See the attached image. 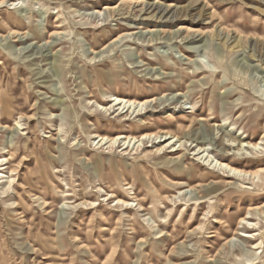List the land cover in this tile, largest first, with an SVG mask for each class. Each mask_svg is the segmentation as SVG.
<instances>
[{"label": "rangeland", "instance_id": "1", "mask_svg": "<svg viewBox=\"0 0 264 264\" xmlns=\"http://www.w3.org/2000/svg\"><path fill=\"white\" fill-rule=\"evenodd\" d=\"M263 137L264 0H0V264H264Z\"/></svg>", "mask_w": 264, "mask_h": 264}, {"label": "bare ground", "instance_id": "2", "mask_svg": "<svg viewBox=\"0 0 264 264\" xmlns=\"http://www.w3.org/2000/svg\"><path fill=\"white\" fill-rule=\"evenodd\" d=\"M150 33V32H149ZM151 34V33H150ZM123 39V37H121V38H119V39H117V40H115L113 43H119V42H121V40ZM103 51H105V49L103 50ZM164 75V74H163ZM111 102H113L114 103V105L115 106H120V109L122 108V111H125L126 110V108H127V112L129 111L130 112V110H133V113H137V115H142V110L143 109H148V108H150L152 105H154V104H156V100H151V101H145V102H137V101H134V100H130V99H124V98H119V97H115V96H110V97H107ZM105 111H107V110H105ZM120 111V110H119ZM123 113V112H122ZM97 138L99 139V141H98V144H101V146H104V145H107V144H110V146H112V147H114V145L116 144V143H122L124 140L125 141H128V142H125L124 143V145L125 146H127V144H128V147H130L131 146V143L132 142H134V145L136 144V143H142V145L144 144V142H147V143H149L150 141H151V143L152 144H159V143H161V142H163V143H165V142H167V141H170V142H168V146H169V148L171 149H173L174 148V151H175V149H176V146H177V143L179 144L181 141H180V139L179 138H177V136L176 135H173V134H170V133H167V132H165V133H161V134H159V135H153V134H144L141 138H135V137H129V136H127V137H125V136H122V135H120V136H118L117 138H113V139H108V138H106V137H102V136H97ZM262 140H264V137H263V139ZM97 144V145H98ZM240 145L242 146L240 149H238L239 150V152H241L242 150H244L245 148H248V149H250L251 151H256V152H258L259 150H260V148H261V146H263V143L261 142V143H259V144H254V145H252V144H247V145H245L244 143H240ZM181 147L183 146V144L182 145H180ZM127 147V148H128ZM198 147V146H197ZM196 147V148H197ZM204 149V147H200V151L201 150H203ZM208 150V149H207ZM199 151V152H200ZM264 151V150H263ZM206 152V150L203 152V153H205ZM259 152H261V150L259 151ZM213 164H215V163H211L210 165H213ZM1 167V166H0ZM214 169H217L218 170V172L219 173H221L222 175H223V173H226L227 174V177H229V178H231V179H235V180H237V181H239V180H247V179H249V178H254V177H256L257 178V176H259V172H255V173H248V172H245V171H243V170H238V169H236V168H234V167H231L230 165H228L227 163H225V161H223V162H221V161H219V162H217V164H216V166L214 167ZM261 172V171H260ZM113 198V196L110 198V199H108V200H111ZM117 201V205L118 206H128V204H127V202H123V201H121V200H116ZM116 205V206H117ZM249 211H252V209H250ZM249 214H250V212H249ZM250 215H252V214H250ZM251 217H248V218H244V219H241L240 220V223H239V226H238V228H237V230H236V233H235V237H239V238H245V239H248V240H253V238L254 237H252V236H250V235H247V234H243L242 233V230H244V229H252L253 230V228H250V227H247V220H249ZM232 243H234V239L233 240H231V241H229L228 243H227V247H228V249L231 251V249H232ZM229 245H230V247H231V249L229 248ZM240 248V247H239ZM253 249V248H252ZM258 248H254L253 250L254 251H256ZM234 250V249H233ZM232 250V251H233ZM235 252H239V253H241L240 252V250H235ZM242 252H244V250H242ZM179 257V256H178ZM181 257V256H180Z\"/></svg>", "mask_w": 264, "mask_h": 264}]
</instances>
